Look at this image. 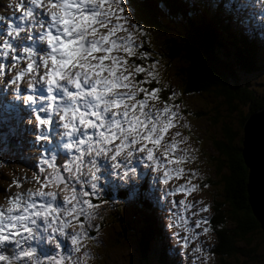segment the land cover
Masks as SVG:
<instances>
[{
    "label": "rangeland",
    "instance_id": "rangeland-1",
    "mask_svg": "<svg viewBox=\"0 0 264 264\" xmlns=\"http://www.w3.org/2000/svg\"><path fill=\"white\" fill-rule=\"evenodd\" d=\"M112 1L97 0L113 5L106 6L107 23L104 14L94 12L93 7L83 14V18H87V13H96L98 27L102 29L101 36L96 37L94 29V33L85 38L81 26L82 39H100L94 45L85 46V52L98 47L100 53L77 64L67 85L75 80L85 81L86 72L93 64L102 65L99 76L103 80L102 74L107 73V92L111 93L106 104L107 116L103 118L104 109L99 108L105 99L89 102L84 113L74 111L76 117L81 118L80 124L87 121L82 132L81 126L65 127L63 122L57 134L54 114L49 123L44 116L49 136L41 138L44 135L32 134L33 143L24 141L19 145L21 159L12 156L10 163L0 167V264H99L100 255H103V264H128L124 250L115 247L110 233L104 226L98 228V224H104L107 211L120 203L114 196L118 189H135L144 180L148 187L154 183L148 197L153 199L172 237L178 257L176 264H220L213 247L217 245V238L207 225L213 198V202L224 200L219 177L222 172L215 171V164L223 155L213 147L212 140L225 141L221 125H226L236 133L233 144L240 143L241 128L237 119L244 114L245 103L235 101L234 107L229 109L212 89L198 94L182 93L174 74L176 64L159 56L138 70L143 76L138 87L127 55L141 44V37L149 46L158 47L164 33L144 31L145 28L137 32L126 3L115 0L119 4L114 5ZM14 2L0 0V10L11 9ZM90 2L93 4L94 0ZM220 3L230 13L231 28L238 31L236 40L249 39L257 51L254 69H236L241 72L238 79L252 89L255 97L264 100V0H220ZM223 43L229 51L232 46L229 37L223 39ZM222 51V48L216 50L219 54ZM0 57H9L2 53L1 44ZM44 76L43 65H40L26 75L21 89L32 84L38 86L48 80ZM7 77L0 69V88ZM150 80L156 85L148 90ZM161 89L170 92L165 100ZM61 95L54 97L52 111L65 117L71 107L58 102ZM0 96L5 98L7 93ZM176 98L178 104L174 103ZM103 119L106 122L101 121ZM66 125L69 126V119ZM31 128L47 132L32 113L24 129ZM73 128H76V136ZM73 138L75 141L69 142ZM59 140L66 145L61 146ZM55 149L66 151L65 166H71L70 175L76 174L75 184L79 189L69 184L55 186L49 181L55 171L52 164ZM57 190L58 193H53ZM105 190L111 196L84 212L91 204L88 198H96ZM123 204L129 206L115 209L129 212L133 203L127 197ZM35 207L43 210L31 218L30 212ZM95 228L97 232L91 235L90 231ZM263 233L253 232L247 244L256 245L258 256L255 259L253 255L249 258L235 253L231 264H264V257L260 256L264 252ZM237 245L244 246L242 242ZM8 248L13 251L11 256L5 254Z\"/></svg>",
    "mask_w": 264,
    "mask_h": 264
},
{
    "label": "trees",
    "instance_id": "trees-1",
    "mask_svg": "<svg viewBox=\"0 0 264 264\" xmlns=\"http://www.w3.org/2000/svg\"><path fill=\"white\" fill-rule=\"evenodd\" d=\"M127 2L131 9L133 7L131 18L139 31L145 28L146 31L156 30L164 33L158 47L149 46L141 37V44L127 55L138 87H141L140 80L143 77L138 70L159 56L176 64L174 74L178 77L182 93L198 94L212 89L215 95L223 98L229 109L234 107L235 101L245 103V112L237 119L240 128L249 113L264 105V100L255 97L252 89L238 79L241 72L236 69L243 71L254 69L257 51L254 45L248 42L249 39L244 38L241 42L236 40L238 31L231 28L230 13L223 4L217 2L213 8L199 0H127ZM228 7L231 8L232 4L229 3ZM227 37L232 45L229 51L223 43V39ZM220 48L223 49L221 54L216 52ZM155 85L156 83L150 80L147 84L148 90ZM165 90L161 89V97L164 100L166 95L170 94ZM174 103L178 104L177 98ZM9 123L11 124L8 125ZM4 125L7 126L3 128ZM221 132L225 141L214 139L212 145L223 155L216 162L215 171L222 172L219 177L224 200L213 202V198L210 223L216 227L217 245L214 246V252L222 258V264H231L235 253H242L249 258L253 255L255 259L258 256V252L255 253L256 245L247 244L253 232H263L247 204L245 186L247 169L240 156V143L235 145L232 142L236 133L226 125H221ZM0 135L2 140L0 167H4L12 161L10 151L4 146L14 147L17 151L23 139L19 123L1 109ZM56 153L54 164L60 170L67 160V155L64 152ZM70 176L71 187L79 189L80 186L75 184L76 174ZM145 185L144 182L142 189H145ZM129 195L130 187L118 189L114 196L120 203L114 206V209L118 206L127 208L129 205H124L123 202ZM109 196L111 193L105 190L96 198H88L91 204L86 206L84 212H89ZM131 200L133 204H130L132 207L129 212L109 209L104 224L99 223L98 228L104 226L107 229L113 245L124 250L128 264H175V248L154 204L147 198L145 192H138ZM95 232L96 229L91 230L90 234L93 235ZM238 242H242L244 246L239 247ZM12 252L8 248L5 254L11 255ZM260 256L264 257V252H261ZM98 260L99 264H103L101 262L103 255H100Z\"/></svg>",
    "mask_w": 264,
    "mask_h": 264
},
{
    "label": "water",
    "instance_id": "water-1",
    "mask_svg": "<svg viewBox=\"0 0 264 264\" xmlns=\"http://www.w3.org/2000/svg\"><path fill=\"white\" fill-rule=\"evenodd\" d=\"M239 149L247 169V204L264 232V105L249 113L242 122ZM62 181L55 177V183Z\"/></svg>",
    "mask_w": 264,
    "mask_h": 264
},
{
    "label": "clouds",
    "instance_id": "clouds-1",
    "mask_svg": "<svg viewBox=\"0 0 264 264\" xmlns=\"http://www.w3.org/2000/svg\"><path fill=\"white\" fill-rule=\"evenodd\" d=\"M216 4H217V2H215V3H211L210 4V6L211 7H213L214 8V6H216ZM32 128L30 129V130H27V129H21V135H22V139H23V141H22V143L24 142V141H26V142H28V143H33V139H31L30 138V136H32ZM212 203V202H211ZM211 217H212V213H211V215L209 214V216H208V218H209V226L211 227V231L215 234V229H216V227L213 225V224H211L210 223V220H211ZM209 227V228H210ZM96 229V228H95ZM94 230V229H93ZM96 232H97V229H96ZM95 232V233H96ZM263 232V231H262ZM217 242V241H216ZM215 246V245H214ZM215 253V252H214ZM215 254H217V253H215ZM218 255V254H217ZM219 261H220V264H222L221 262H222V258L219 256Z\"/></svg>",
    "mask_w": 264,
    "mask_h": 264
},
{
    "label": "bare ground",
    "instance_id": "bare-ground-1",
    "mask_svg": "<svg viewBox=\"0 0 264 264\" xmlns=\"http://www.w3.org/2000/svg\"><path fill=\"white\" fill-rule=\"evenodd\" d=\"M85 71H86V69H85ZM85 73V72H84ZM78 76V75H77ZM81 76V75H80ZM44 77H46V76H44ZM53 77H56L55 75H53ZM74 78V77H73ZM79 78V77H78ZM77 78V79H78ZM44 79V78H43ZM80 79V78H79ZM76 81V80H75ZM96 85H98V82H96ZM88 93L89 92H87L86 93V95L88 96V98H91V94L89 93V95H88ZM92 93V92H91ZM57 100H58V102H65L66 103V101H68V99H66V96H65V93H64V95H61V97L59 98H57ZM84 108H85V105H82ZM69 107H71V110H69V108L68 109H66V110H69L70 112H69V114L70 113H73L75 110H77V111H79L78 109H79V107H72V106H69ZM88 109V108H87ZM68 112V111H67ZM67 114V113H66ZM68 114V115H69ZM65 115V114H64ZM67 115V116H68ZM77 116V115H76Z\"/></svg>",
    "mask_w": 264,
    "mask_h": 264
}]
</instances>
